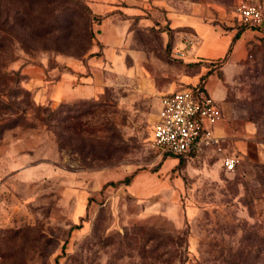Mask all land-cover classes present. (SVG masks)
<instances>
[{"label":"rangeland","instance_id":"374dc122","mask_svg":"<svg viewBox=\"0 0 264 264\" xmlns=\"http://www.w3.org/2000/svg\"><path fill=\"white\" fill-rule=\"evenodd\" d=\"M80 1L99 17L88 50L85 13L42 38L0 0V264H264V25L251 37L239 0H204V38L249 33L242 60H204L159 0ZM200 85L221 98V150L160 156L161 97Z\"/></svg>","mask_w":264,"mask_h":264},{"label":"built area","instance_id":"2783aa9c","mask_svg":"<svg viewBox=\"0 0 264 264\" xmlns=\"http://www.w3.org/2000/svg\"><path fill=\"white\" fill-rule=\"evenodd\" d=\"M236 11L240 27L257 29L264 25V0H239ZM185 44L190 46L189 40ZM222 119V111L204 88L196 86L164 95L159 102L150 146L160 156L188 157L219 151L221 138L215 134V128ZM235 163L232 158L223 160L229 171Z\"/></svg>","mask_w":264,"mask_h":264},{"label":"crops","instance_id":"0c3cea01","mask_svg":"<svg viewBox=\"0 0 264 264\" xmlns=\"http://www.w3.org/2000/svg\"><path fill=\"white\" fill-rule=\"evenodd\" d=\"M168 1H170V0H168ZM157 3L159 5L164 6V8L166 10V17H167L168 21L171 22L172 27L187 28V29L191 30L193 36L197 37L196 38L197 41L195 43V45H197V48L194 49V51H193L195 57H198V58H201L204 60L205 59L206 60H213V59H217V58H221V57L224 58L226 55L229 54V51L232 49L230 60L231 61L242 60L243 56H241L242 54H240L241 53L240 51H241V48L245 47V45L248 41V39H247V38H249L248 31L241 32L239 37L237 39H235L234 41H232L234 36L236 35V34H234L232 36V38L230 39V41L227 40L228 42L224 43V44H226L225 48H224V46H220L218 40H215L214 38L213 39L204 38L202 36L203 31H204V29H202V28L204 27V24H201V22H200L202 19H201V16L198 14V10H200L201 7L204 11L209 9V5L205 4L204 0L197 1V5H195V3L191 2L190 0H181L180 3L184 4V7H186V9L184 8V10L181 11L180 14L176 13V11L173 7H167L164 3V0H159V1H157ZM186 10H188V12ZM250 30H252V32H251L252 36L251 37H253L254 35L262 36L261 33L263 32V30H257V29H250ZM245 39H247V40H245ZM183 49H185V46ZM201 52L208 53V54H210V56L207 58H203L201 56ZM214 92H217V91L214 89H210V93H211L212 97H213ZM217 94H218V92H217ZM218 96H219V94H218ZM213 98L215 99V97H213ZM219 98H220V96H219ZM158 108H159V106H158ZM156 119H157V115H156ZM224 123H225V118H223L222 121L215 128V134L218 137H220L221 139H223V137H224L222 134ZM207 152L214 153V151H212V150H209ZM148 190L151 191V193H152L153 188L152 189L148 188Z\"/></svg>","mask_w":264,"mask_h":264},{"label":"trees","instance_id":"16d2710c","mask_svg":"<svg viewBox=\"0 0 264 264\" xmlns=\"http://www.w3.org/2000/svg\"><path fill=\"white\" fill-rule=\"evenodd\" d=\"M23 3L28 5L29 13H30V20L34 21L37 20V23L34 25V28L38 29V33L35 34L38 37L45 38L47 35H50L54 32H58L60 34V39H68L69 35L66 34V30L72 27L75 21V15L80 16V12L85 13L87 17L84 19L83 30L81 37L84 36L85 38V50H88L89 44L88 42L91 41L93 34H92V23L95 19L98 22V18L90 17V10L89 8L82 3L80 0H21ZM41 6L44 13L42 16H38L36 13L31 12V8L37 9ZM53 15V22L50 19V16ZM82 17V16H81ZM32 28V29H34ZM244 28V27H243ZM5 32V31H3ZM242 31L236 33L233 40L237 39ZM211 72H208L204 77H208ZM11 79V78H9ZM8 79V80H9ZM200 89H203V86H198ZM173 158L181 159L183 157H175ZM129 178L124 179L123 181L117 183L118 185L128 184ZM117 184H110V185H117ZM80 227V226H78Z\"/></svg>","mask_w":264,"mask_h":264}]
</instances>
